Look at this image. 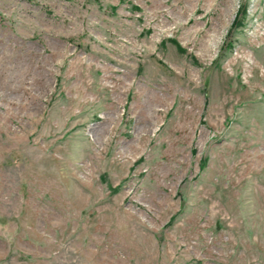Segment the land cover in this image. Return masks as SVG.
<instances>
[{
  "label": "rangeland",
  "instance_id": "rangeland-1",
  "mask_svg": "<svg viewBox=\"0 0 264 264\" xmlns=\"http://www.w3.org/2000/svg\"><path fill=\"white\" fill-rule=\"evenodd\" d=\"M0 264H264V0H0Z\"/></svg>",
  "mask_w": 264,
  "mask_h": 264
}]
</instances>
